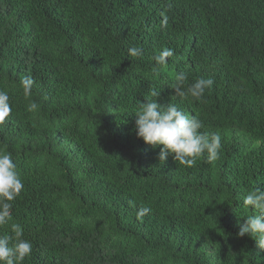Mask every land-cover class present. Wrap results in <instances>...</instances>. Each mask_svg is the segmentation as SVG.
I'll return each mask as SVG.
<instances>
[{
  "label": "trees",
  "instance_id": "16d2710c",
  "mask_svg": "<svg viewBox=\"0 0 264 264\" xmlns=\"http://www.w3.org/2000/svg\"><path fill=\"white\" fill-rule=\"evenodd\" d=\"M181 72L213 79L202 101L175 95ZM152 88L221 135L218 160L163 162L137 137ZM0 90V152L24 183L0 235L22 227L23 264H264L238 235L264 188V0H0Z\"/></svg>",
  "mask_w": 264,
  "mask_h": 264
},
{
  "label": "clouds",
  "instance_id": "9594fccd",
  "mask_svg": "<svg viewBox=\"0 0 264 264\" xmlns=\"http://www.w3.org/2000/svg\"><path fill=\"white\" fill-rule=\"evenodd\" d=\"M167 24L165 17L163 22ZM143 50L139 46L129 49V55L140 57ZM172 49H163L155 56L154 72L160 67L167 66L168 58L172 57ZM187 76L178 73L172 89L175 95L181 98L191 97L196 101H202L206 90L210 89L214 81L211 78H198L185 87ZM34 81L31 77H25L21 81L24 96L32 95ZM160 91L152 88L145 96L146 102L139 103L135 113L136 135L142 138L145 144L153 148L160 147L158 158L165 161L168 156L179 164L191 168L197 164V160L206 157L208 162L219 159L222 148L221 135L201 131L204 127L202 121L195 115H189L175 104L168 103L162 106L157 102ZM38 104L32 101L29 111L36 110ZM12 113V104L8 92L0 90V125L4 124ZM24 183L17 171V165L11 153L0 152V226L9 224L11 220V207L22 193ZM243 204L251 215L244 218L240 225L238 235L250 236L257 246L264 250V188L257 187L248 191ZM151 207H141L138 217L151 213ZM31 241L24 238L20 225L13 226L11 234L0 235V264H23L32 253Z\"/></svg>",
  "mask_w": 264,
  "mask_h": 264
}]
</instances>
